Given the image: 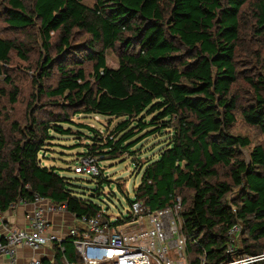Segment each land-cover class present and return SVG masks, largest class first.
I'll return each mask as SVG.
<instances>
[{
    "label": "trees",
    "instance_id": "16d2710c",
    "mask_svg": "<svg viewBox=\"0 0 264 264\" xmlns=\"http://www.w3.org/2000/svg\"><path fill=\"white\" fill-rule=\"evenodd\" d=\"M25 1L8 0L6 20L15 30H37L43 51L36 76L39 96L63 99L64 114L52 127L32 117V126L19 130L11 142L0 127V211L39 195L65 204L77 217L96 216L101 209L90 196L99 197L100 190L89 200L81 198L55 167L42 166L39 155L50 130L71 135L63 127L72 124L69 111L99 115L121 121L106 139L79 126L99 135L85 154L97 159L134 157V147L146 138L167 136L158 157L139 165L143 175L134 202L160 211L182 198L185 253L194 257L190 264L231 261L229 232L236 225L242 227L244 253L262 254L264 140L252 147L249 137L231 129L239 111L246 125L264 133V0H95L93 7L81 0H30L32 7ZM246 4L251 9L247 29L261 46L258 52L248 48L253 43L240 47ZM58 33L55 45L52 34ZM77 34L88 38L76 47L71 41ZM117 47L122 55L113 69L106 54ZM14 51L24 58L23 44L0 38V98L8 96L3 80L12 85L7 75ZM246 51L255 57L254 72L245 78L252 95L243 105L244 89L239 93L235 87L241 76L238 59ZM86 63L93 65L90 75ZM55 70L58 85L46 90L43 80ZM14 89L12 103L18 95ZM185 193L190 195L182 197ZM63 247L55 264H62V257L77 262L73 241H64Z\"/></svg>",
    "mask_w": 264,
    "mask_h": 264
},
{
    "label": "rangeland",
    "instance_id": "374dc122",
    "mask_svg": "<svg viewBox=\"0 0 264 264\" xmlns=\"http://www.w3.org/2000/svg\"><path fill=\"white\" fill-rule=\"evenodd\" d=\"M255 1L251 0V2ZM25 2L28 7H32L30 0H26ZM81 2L89 7L95 5V0H81ZM7 7L8 0H0V38L16 40L17 43L23 44L25 52L24 58L15 51L11 54L7 77L12 80V85L7 84L5 80L2 82V86L6 89L8 96L0 98V127L8 140H10L9 142H11L12 139L20 136L19 130L25 131L26 128L32 126V117L37 119L38 124L48 123L52 127L57 117L59 118V116L64 114L63 107L65 101L63 99H48L46 96H39L41 87L36 83V76L40 72L38 71V64L43 59L42 43L39 39V34L36 29L31 27L24 30L12 29L6 20L5 10ZM250 14V6L246 4L242 9L244 18L241 21L242 41L240 42V47L246 45L247 42L253 43L248 48L253 52H258V50H261V46L256 40L257 38L254 36V33L247 29L248 24L251 22ZM52 36L53 44L57 45L60 37L59 33L52 34ZM87 38L86 35L77 34L71 41V45H75L76 47L82 46ZM56 53L57 50L54 49L51 56L55 58L57 56ZM121 55L122 49L119 47L109 50L106 54L108 67L113 69L118 68ZM248 55L249 53L246 51L238 59V70L241 76L238 85L235 87V89H238V92L240 91L239 93L244 89L243 105L251 99L252 95L249 86L245 83V78L254 72L252 64L255 55L251 57ZM92 66L91 63L85 64V71L88 75L92 72ZM58 80L59 75L55 70L52 78L43 80L42 86L46 90L56 88ZM14 87L18 89L16 103H12L11 101V95L15 90ZM235 89L234 92L237 93ZM67 114L71 117L72 124H64L63 127L66 130H72L71 135L62 136L53 130L49 131L50 140L47 141L46 146L39 155L42 166L55 167L57 169L56 172L61 177L66 178L74 186L76 194L83 199L89 200L88 197L94 191L100 190L101 194L99 197L90 196L91 201L100 207L101 212L110 218L113 224L118 225L117 222L120 221L123 225H136L137 222L132 220L131 203L136 199L135 189L141 184L143 175V172L139 173L140 171H137L138 167L140 164H144L146 160L158 157L160 150L165 147L164 142L167 136L157 135L146 138L141 144L134 147L133 150L137 154L134 157L130 154L122 155L116 159H110L108 156H99L98 162H100V159L103 161L99 163L100 172L96 176L85 173L78 174L76 172L77 163L86 154L88 146L95 144L94 138L99 135L105 139L108 138L112 135L121 120L99 115H74L73 111H69ZM236 117L237 122L231 129L233 134L249 137L253 143L252 147L263 142L264 133L246 125L239 111ZM80 125L93 128L99 135L80 128ZM136 138L133 140H136ZM243 154L248 160L250 159L249 151L244 150ZM225 177V171H221V178L225 179ZM100 179L103 181L101 182ZM120 186L122 187L120 188ZM189 195L190 193H185L182 194V197ZM236 227L239 228L238 225ZM234 242L233 246L236 248V254L244 255L241 233L237 236V239L235 238ZM57 251L55 249L56 253ZM193 259L194 257L186 254L184 264H190ZM262 262L257 264H261Z\"/></svg>",
    "mask_w": 264,
    "mask_h": 264
},
{
    "label": "built area",
    "instance_id": "2783aa9c",
    "mask_svg": "<svg viewBox=\"0 0 264 264\" xmlns=\"http://www.w3.org/2000/svg\"><path fill=\"white\" fill-rule=\"evenodd\" d=\"M78 174L96 176L100 172L98 159L85 155L77 163ZM34 206L24 213V226L10 229L0 237V256L17 260L20 247H28L34 252L56 244L63 251L64 241L70 239L78 257L77 262L64 260L63 264H184L187 239L183 235V221L180 213L182 198L177 197L173 207L160 211H150L141 202L131 204L134 226L123 225L120 221L113 224L103 212L96 216L72 214L65 204L55 203L47 198L35 195ZM19 205V204H17ZM13 206L10 211L15 210ZM50 215L64 219L70 215L74 224L66 227V232H57L51 226ZM5 213L0 211V222ZM229 232L230 243L227 253L231 261L223 264H257L264 261V252L257 256L236 254L235 238L241 233V225ZM239 250V249H238ZM30 264H42V258L32 260ZM204 264V263H203Z\"/></svg>",
    "mask_w": 264,
    "mask_h": 264
},
{
    "label": "crops",
    "instance_id": "0c3cea01",
    "mask_svg": "<svg viewBox=\"0 0 264 264\" xmlns=\"http://www.w3.org/2000/svg\"><path fill=\"white\" fill-rule=\"evenodd\" d=\"M32 206L19 204L15 210L5 213V220L0 222V237L5 233L6 228L15 229L24 226V213L26 210L31 209ZM51 226L57 232H66V227L70 224H74L70 215H66L63 220L59 216L50 215ZM64 249V247H62ZM55 249H60L56 244L43 248L40 252H34L28 247H20L17 253V260L12 262L9 257L0 256V264H30L35 258H42V263L48 261L51 264H55L56 255ZM61 250V249H60ZM75 250V248H74ZM62 251V250H61ZM76 252V251H75ZM64 260H68L66 257H62V264Z\"/></svg>",
    "mask_w": 264,
    "mask_h": 264
}]
</instances>
